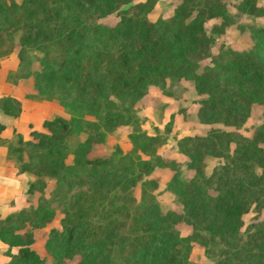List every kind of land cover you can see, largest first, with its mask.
Segmentation results:
<instances>
[{"label": "trees", "instance_id": "16d2710c", "mask_svg": "<svg viewBox=\"0 0 264 264\" xmlns=\"http://www.w3.org/2000/svg\"><path fill=\"white\" fill-rule=\"evenodd\" d=\"M127 1L0 0V32L6 37L5 43L19 45L17 74L29 73L27 49L39 51V91L70 111L67 118L56 115L44 119L42 124L48 132L31 130L34 138L19 137L14 147L17 152H28L25 167L54 178L53 198L64 200L67 196L75 203L62 208L60 228L49 231L46 241L53 247L54 257L59 261L77 254L76 264H197L188 255L191 241H198L213 264H264V219L254 223L251 231L239 230L240 215L251 203L264 209V119L248 135L215 127L203 135L179 137L177 148L193 169L189 176L181 174L175 158L155 151L161 136L141 128L128 134L131 150L139 153L122 152L116 145L106 155H86L92 143L100 140L98 127L133 123L134 115L122 103L124 98L139 95L146 83L162 85L165 76L186 71L181 36L189 42L206 39L202 18L173 32L171 39L160 27L155 29L145 17L151 0L137 2L140 14L118 22L106 25L90 21L94 11L104 14ZM241 2L247 12L264 15L253 0ZM219 13L208 12L206 18ZM242 25L250 39L248 48L227 50L222 61L217 59L205 71L202 80L201 75L195 76L208 93L199 109L206 121L239 127L249 115L251 103H259L264 110V23ZM105 31L116 32L109 44L116 47V53L111 63L108 59L103 63L105 75L91 81L85 80L83 73L77 76L71 69L80 67L81 71L85 67L79 59L82 47L94 44L100 48L96 40ZM107 52L98 49L96 56H107ZM77 77L81 81H75ZM227 77L232 80L228 82ZM42 80L48 81L46 89ZM66 94H84L101 101L94 112L84 106V101L73 102ZM108 94L120 100V109L104 104ZM0 107L13 114L19 110L18 101L7 93L0 95ZM80 111L92 113L97 120L84 119ZM89 127L95 132H87ZM80 130L87 132L84 139H66ZM205 153L222 158L208 174L203 169ZM68 154L72 156L70 162L65 161ZM158 165L172 169L163 189L178 198L181 212L162 207L156 199L157 183L146 175ZM37 187L32 181L27 192ZM135 187L137 196L133 194ZM79 188L82 192L74 197ZM53 214L52 207L39 203L0 216V241L6 244L3 253L7 255L0 264L44 263L45 257L30 248L33 234L25 225L39 227ZM179 221L191 225L189 233H180L176 226Z\"/></svg>", "mask_w": 264, "mask_h": 264}, {"label": "rangeland", "instance_id": "374dc122", "mask_svg": "<svg viewBox=\"0 0 264 264\" xmlns=\"http://www.w3.org/2000/svg\"><path fill=\"white\" fill-rule=\"evenodd\" d=\"M141 1L143 0H128L118 5L115 4L114 8L104 14L94 11L90 21L108 25L110 22H118L121 18L140 14L141 9L135 4ZM241 1L151 0V6L145 11V17L155 29L160 27L171 39L174 35L173 32L196 23L197 20L195 19L202 18L203 21L200 23L206 39L200 42H194L195 40L189 42L187 38L181 36L183 52L186 56L185 61L187 62L184 68L186 71L178 76H165L162 85L146 83L142 86L143 91L139 95L124 98L122 103L128 105L131 113H133L132 115H134L132 118L133 123L118 124L109 128L98 127L97 129L100 131L97 138L100 137V140L92 143L86 155L90 157L106 155L116 145L122 152L139 153L131 150L132 145L128 134L141 128L147 134L161 136L156 141L155 151L164 156L175 158L179 162L181 174L189 176L193 173V169L187 165L188 157L177 148L176 141L179 137L192 134L203 135L207 130L215 127L236 129L239 133L248 135L251 128L264 119L263 107L257 102L251 103L249 115L239 127L224 125L216 120L206 121L207 119L199 109L208 93L205 87H201L195 77L199 74L201 76L198 77L202 80L205 71L208 72L210 66L217 59L222 61L224 54L226 55L228 52L227 50L241 51L248 48L250 39L247 30L242 29L244 27L243 23H264V15L247 12ZM253 1L264 10V0ZM214 11L220 13L206 18L208 12ZM115 33L114 31L111 33L105 31L100 34L96 40L100 48L95 47L94 44L82 47L83 53L79 55V59L80 63H86V65L81 71L80 67L71 70H75L77 76L81 73L85 74V80L88 81L94 80L97 75H105L103 63L107 59L111 63L116 53V47L109 46L113 42L112 36ZM5 38V35L0 32V52L7 50L0 54V95L7 93L15 97L19 104V110L13 114L5 112L0 107V123L3 124V128L0 130V216L3 217L20 207L34 206L39 203L52 207L54 210L53 216L45 219L39 227L31 228L28 224L25 225V228L30 229L33 234V242L29 246L38 255L45 257L46 260L41 264H76L77 254L63 256L60 258L61 260L57 261L51 251L53 247L46 241L51 228H60V218L64 214L62 208L73 205V198L66 196L65 201L53 198L51 191L55 186L54 178L43 171L35 172L25 167L28 152L14 150L19 137L23 139L34 138L31 130L48 132V129L42 124L44 119L56 115L67 118L70 111L67 106L39 91L37 78L39 79L41 75L36 76V73L41 69L39 60H37V56H40L41 53L35 49H27L30 58L29 73L25 76H19L16 71L19 45L13 41L5 43ZM101 48L109 52H107V56H96L98 49ZM226 79L230 82L232 77ZM79 80L81 81L79 77L75 79V81ZM42 83L46 89L48 81L45 83L42 80ZM65 96L71 98L73 102L84 101V106H88L94 112L97 111V104L101 101L94 96L88 98L84 94L76 97L71 96V94ZM91 98L95 99V102H92ZM104 104L112 109H120L121 102L112 94H108ZM79 114L84 119L97 120L92 113L85 114L80 111ZM91 131L95 132L94 128L89 127L87 132ZM87 132L80 130L70 134L66 139L70 142L79 141L84 139ZM231 145L233 146V144ZM140 155L145 156L142 153ZM71 157V154H68L65 161L70 162ZM221 161L220 156L205 153L203 156L204 173L208 174L212 167L221 163ZM18 167L22 169L18 170ZM171 173L172 169L169 166L158 165L146 177L153 178L156 181L157 187L154 192L161 206L181 212L182 205L178 198L170 191L163 189ZM32 181H36V185L39 187L32 192H27V187ZM80 192H82L81 189L73 196L75 197ZM137 193L138 187H135L133 194L137 196ZM63 201L67 203H63ZM77 202L79 201L77 200ZM240 219L239 230L243 233L251 231L254 223H259L264 219V209L253 202L249 205L248 210L240 215ZM176 226L181 234L189 233L191 229L189 223L182 221L177 222ZM5 247L6 244L0 241V261L7 259V255L3 253ZM188 258L197 264H213L210 255L205 253L204 246L198 241H191Z\"/></svg>", "mask_w": 264, "mask_h": 264}]
</instances>
